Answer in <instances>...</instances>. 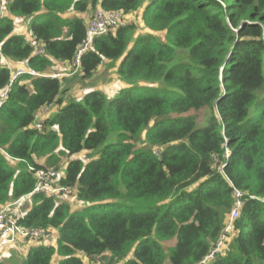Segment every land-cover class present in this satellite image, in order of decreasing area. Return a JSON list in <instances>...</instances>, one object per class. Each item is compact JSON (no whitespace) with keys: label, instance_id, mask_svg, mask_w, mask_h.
Segmentation results:
<instances>
[{"label":"trees","instance_id":"trees-1","mask_svg":"<svg viewBox=\"0 0 264 264\" xmlns=\"http://www.w3.org/2000/svg\"><path fill=\"white\" fill-rule=\"evenodd\" d=\"M97 8L139 14L147 34L125 24L84 49L92 15H78ZM16 19L30 22L29 36L14 34ZM79 52L82 79L116 66L112 98L64 103L67 77L25 76L0 101V210L31 196L17 224L56 234L22 264H198L222 239L235 192L238 217L208 264H264V0H9L0 11L3 59L46 76ZM16 69L0 68V91ZM205 109L199 126L189 115ZM82 152L97 159L66 162L59 181L79 210L33 193L28 167L59 170Z\"/></svg>","mask_w":264,"mask_h":264},{"label":"built area","instance_id":"built-area-1","mask_svg":"<svg viewBox=\"0 0 264 264\" xmlns=\"http://www.w3.org/2000/svg\"><path fill=\"white\" fill-rule=\"evenodd\" d=\"M9 0H0V11L4 12L7 8ZM133 15H125L122 12H109L102 9L97 8L93 14L92 18L88 23L87 28V42L84 49H87L92 40L99 36H104L109 33H115V30L122 25L128 24V19ZM37 53H42V51L37 48ZM80 52L72 63V67L75 70L78 69L80 64ZM50 77L53 79H60L64 77L60 74L53 75H39L34 70H32L29 66L28 60H23L19 63V68L10 73L9 81L7 86L0 91V101L7 98L10 93L12 87L19 83V80L23 77ZM68 77V76H66ZM20 84V83H19ZM34 128L37 130L41 129V125L39 123L34 124ZM28 170L34 173V177L36 179V184L33 193H41L47 197L58 198L59 196L68 195L71 191L68 188L62 187L59 185L60 178V170L48 169L46 171L40 170L35 171L32 167H28ZM64 172V170H63ZM236 201L234 203V207L229 215V225H227L224 229L222 239L220 242L216 244L214 249L207 255L200 263L198 264H208L209 261L214 260L218 255L222 253V246L225 247L226 234L231 232V223L237 219L238 210L242 205V201L240 198L243 197V194L235 192ZM251 200H255L254 197H249ZM21 200V199H20ZM19 200V201H20ZM17 201L16 203H18ZM14 203V204H16ZM12 205H7L0 210V249L6 246L13 245L18 240L32 242L34 244H40L42 246H53L55 243V236L52 231L40 229V228H32L25 229L20 227L17 224V218L14 213L11 211L10 207ZM53 238V243L50 244ZM42 242L47 245L41 244Z\"/></svg>","mask_w":264,"mask_h":264},{"label":"rangeland","instance_id":"rangeland-1","mask_svg":"<svg viewBox=\"0 0 264 264\" xmlns=\"http://www.w3.org/2000/svg\"><path fill=\"white\" fill-rule=\"evenodd\" d=\"M128 22H129L128 24L133 23L134 25H136L137 34L139 35L147 34L145 27L143 26V23L139 18V14H134V16L128 19ZM17 32L21 34H26L27 26L22 25V27L17 29ZM53 74H60V75H63L64 77L68 76L65 82L61 83V92H62L61 98H63L64 103H70V102L83 103V95L91 91L101 92L107 99H110L112 98L113 94L115 95L119 91V89L122 88V85L119 84V80L116 76V66L114 65L113 67H109L107 63L102 64L93 74L91 79H82V76L75 70L74 67H72V65L65 66V64H62V63L57 64L54 67V70L49 72V75H53ZM23 83L25 84L26 81H22L20 84H23ZM54 110H55L54 106H51L43 110V112L38 114V117L36 118L35 123H39V124L43 123L44 121L41 119V115L44 116L45 114H48L49 112H54ZM209 115H210V111L208 109H205L199 112H191L189 116H195L198 125L203 126L206 123L207 119L209 118ZM41 127L43 128V126ZM144 140H145L144 136H142V138H140L139 141L135 143L133 142L136 146V149H139L141 148V146H143ZM114 142H115V134L112 133L108 137L106 144H113ZM154 152L158 154L160 153V149H154ZM96 159H97V156L95 154H90V153H85V152H82L79 155L72 156L69 159H66L63 162V165H61V167L59 168L61 172L60 176H62L63 170L65 168V163L68 161L81 160L83 163H87L89 160H96ZM71 193L68 195L59 196L58 198H55V199L58 202L59 201L68 202L74 211L79 210L82 207V205L77 204L75 202ZM27 197L28 198L30 197V200L27 199L26 201L21 202L24 199L22 198V200L20 201L21 203L18 202L14 206H12L13 207L12 211L16 218L20 217V215L24 211H26L28 207L32 205L31 196H27ZM117 204H119V202H114V206ZM229 235H230V231L226 234L227 239L230 237ZM55 239H56V236H55ZM53 241L54 240L52 238L50 244L53 243ZM27 244H33V243L29 242ZM41 244L47 245L44 242H42ZM6 247H10V246H6ZM12 253L13 252L11 250L8 251L9 256L7 258L12 257ZM14 257H15V261L14 262L8 261L7 264H22L23 263V261L21 260L22 257L18 253L14 254ZM81 258L83 259L85 263H88V264H105L107 262L106 260H103L100 258L99 259L94 258L93 260H88L85 257H81Z\"/></svg>","mask_w":264,"mask_h":264},{"label":"crops","instance_id":"crops-1","mask_svg":"<svg viewBox=\"0 0 264 264\" xmlns=\"http://www.w3.org/2000/svg\"><path fill=\"white\" fill-rule=\"evenodd\" d=\"M91 15H92V13H91V11H88V12H86L85 14H83V15H78V17H81V18H83L86 22H88L89 21V19L91 18ZM70 16V15H69ZM134 16V15H133ZM14 25H15V31H14V34H16V35H20V36H29V25H30V22L29 21H24V20H22V19H16L15 21H14ZM22 25H25V26H27V32H26V34H21V33H18L17 32V29L18 28H20V27H22ZM65 64V63H64ZM57 64H55L50 70L51 71H53L54 70V67L56 66ZM65 66H69V64H65ZM70 66H71V64H70ZM0 68H7V69H16V68H19V63L17 64V63H13V62H11V61H9V60H5V59H3L2 57H0ZM27 83V82H26ZM24 84V83H23ZM109 91V90H108ZM52 106H54L55 107V110H54V112H49L48 114H45L44 116L43 115H41V119L44 121L45 119H47V118H49V117H51L53 114H55L56 112H57V110H58V106L57 105H52ZM49 107H51V106H49ZM49 107H47V108H49ZM47 108H45V109H47ZM45 109H42V111H40L39 113H41V112H43V110H45ZM39 113H37V115H36V118L38 117V114ZM42 162V161H41ZM30 200V197L28 198V197H26V198H24L21 202H23V201H26V200ZM19 201V203H21ZM15 205V204H14ZM13 205V206H14ZM32 206V205H31ZM31 206L30 207H28L27 209H26V211H24L21 215H20V217H23L29 210H30V208H31ZM12 206L10 207V209H11V211H12ZM15 210V209H14ZM13 212V211H12ZM53 234L54 235H56L55 234V232H53ZM27 243H29V242H26V241H23V240H18V241H16L13 245H10V247H5V248H1L0 249V262H3V263H5V264H7V262L9 261V262H14L15 261V257H14V254H16V253H18L21 257H22V261L25 259V257H26V254H27V252H28V250L30 249V248H32V247H35L36 246V244H27ZM31 243V242H30ZM12 251L13 253H12V257H10V258H7L9 255H8V251ZM16 251H18V252H16ZM5 258H7V259H5ZM9 259V260H8Z\"/></svg>","mask_w":264,"mask_h":264}]
</instances>
